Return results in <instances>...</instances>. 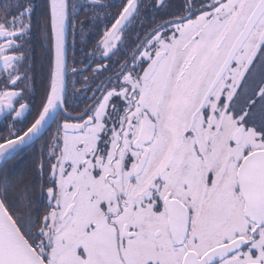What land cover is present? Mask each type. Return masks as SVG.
Here are the masks:
<instances>
[{"label": "snow or ice", "instance_id": "obj_1", "mask_svg": "<svg viewBox=\"0 0 264 264\" xmlns=\"http://www.w3.org/2000/svg\"><path fill=\"white\" fill-rule=\"evenodd\" d=\"M148 8L174 10L74 115L65 45L77 6L46 3L54 61L25 130L17 88L35 9L0 2V264H264V0H123L102 57ZM45 137L39 162L17 172Z\"/></svg>", "mask_w": 264, "mask_h": 264}, {"label": "flooded vegetation", "instance_id": "obj_2", "mask_svg": "<svg viewBox=\"0 0 264 264\" xmlns=\"http://www.w3.org/2000/svg\"><path fill=\"white\" fill-rule=\"evenodd\" d=\"M3 2V0H0ZM34 6L32 16V30L26 37L25 50L28 52V58L23 63L27 71V81H18L17 90H22L24 99L22 103L28 104L32 109L31 113L25 112L24 117L20 118L21 122L18 127L30 126L39 110V105L46 93L48 76L54 61V40L49 29L46 37L43 31V19L41 13L44 11V5L49 0H31ZM152 0H146L151 3ZM70 4L77 6V14L73 20L67 24L66 33V62L67 75L66 85L69 92V98L75 99L73 114L80 112L92 101L89 99L93 96V92L102 82L106 83L109 77H114L120 70V65L124 63V59L130 60L133 54V48L139 41L136 36L139 33L143 39L144 29H150L154 20L158 22L162 16H166L167 12L173 9L161 10L154 15L155 10L148 8L140 21L129 26L122 35V42L119 43L120 51L116 56L109 59L102 57V40L106 30L111 28L114 20L112 19L120 11V5L123 0H69ZM173 4L179 3V0H172ZM103 5V7H93V5ZM71 11V10H70ZM0 15L3 12L0 11ZM81 21H84L83 30ZM115 51V49L113 50ZM127 54V56H125ZM118 61V62H117ZM103 64L104 67L99 71L96 69ZM76 69V71H73ZM2 71V64H0ZM87 77V80L85 79ZM4 87L3 77L0 76V88ZM11 87V85H9ZM91 89V90H90ZM99 96V92H95ZM17 109L19 105L16 106ZM6 121L0 115V136H8L9 132L5 129ZM37 142L32 148L27 150L23 157L14 165L17 172L31 170L33 165L40 160V149L43 143ZM34 174V173H33Z\"/></svg>", "mask_w": 264, "mask_h": 264}, {"label": "water", "instance_id": "obj_3", "mask_svg": "<svg viewBox=\"0 0 264 264\" xmlns=\"http://www.w3.org/2000/svg\"><path fill=\"white\" fill-rule=\"evenodd\" d=\"M49 3H50V0H49ZM66 33H67V26H66Z\"/></svg>", "mask_w": 264, "mask_h": 264}]
</instances>
